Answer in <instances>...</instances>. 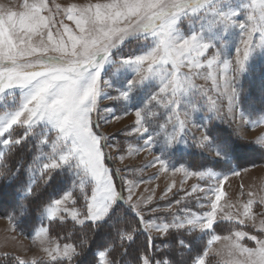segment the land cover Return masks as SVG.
<instances>
[{
	"label": "snow or ice",
	"instance_id": "1",
	"mask_svg": "<svg viewBox=\"0 0 264 264\" xmlns=\"http://www.w3.org/2000/svg\"><path fill=\"white\" fill-rule=\"evenodd\" d=\"M103 100L105 112L122 109L105 123L134 117L118 130L127 145L98 131ZM0 111V218L43 253L10 264H264V196L219 207L225 181L241 175L233 161L264 158V0L0 6ZM105 148L121 161L147 152L144 167L202 181L195 206L177 199L169 217L148 216L160 209L134 200L130 169L110 168ZM220 221L229 234H217ZM69 222L71 235L51 236Z\"/></svg>",
	"mask_w": 264,
	"mask_h": 264
},
{
	"label": "rangeland",
	"instance_id": "2",
	"mask_svg": "<svg viewBox=\"0 0 264 264\" xmlns=\"http://www.w3.org/2000/svg\"><path fill=\"white\" fill-rule=\"evenodd\" d=\"M31 2V0H29ZM47 2L52 6L53 12H55V5H60L61 7L65 6L68 3H77L83 4L87 2H95V0H47ZM23 4V0H0V6H12L14 9L18 8L19 5ZM62 17V13L55 17V20L59 22ZM65 24L74 28V25L68 21L66 18L63 19ZM197 86L210 87L211 82L204 81L203 79H197L195 81ZM258 83V81H257ZM245 87H247V81L245 82ZM8 103H11L9 100ZM113 102L108 100H103L99 107L100 112V131L104 135L114 134L111 140L112 144L116 145H127L130 138H127L123 132L118 131L123 127L124 124H129L134 120V117L129 115L124 117L123 122L112 120L110 123H105V118H110L112 115H119L122 111L119 107L115 109L114 112H105V106H111ZM0 114H3V111H0ZM97 119L96 115L93 114V120ZM222 128L227 127V125H221ZM195 132V129H192ZM261 131L260 128H255L249 130L245 139H251L256 136V134ZM198 134V133H197ZM136 145L133 144V147ZM105 152L108 154L110 159L107 161L108 166L115 169H123L127 166L130 171L122 173V175L127 176L129 179L133 180L136 183V187L133 189L134 200L138 198L146 199L147 197H152V206L160 209L154 215L161 219L167 218L169 216V207L171 212H176L178 205L175 204V200L179 199L182 202L187 201L191 205L190 194L193 187H199V184L195 185L194 182L196 178H184V182L181 183L182 174L173 175L172 172H163L158 171L157 168L151 166L144 167L148 165L149 162L153 159V156L147 152H139L138 154H130L128 151H123V160L121 161L118 158L116 149L114 148H105ZM177 160H170V166L176 164ZM247 171L241 169L240 176L230 175L228 180L225 181L223 190L225 191V197L222 198L220 206L222 208L223 215L224 213H235L237 207L242 203L246 202L249 199V191L253 192L255 195L253 199L258 200L260 196H264V164L247 167ZM192 180L194 182L192 183ZM117 186L118 181L116 180ZM200 183H203L202 181ZM211 183L215 184L213 180ZM122 184V182H121ZM174 184V186H173ZM190 187L186 192H182L181 195L176 199V190L183 191L186 188ZM168 188H171V191H168ZM78 191V190H77ZM125 197L128 195L126 189L123 190ZM194 194V193H193ZM193 198L196 200V195H193ZM194 200V206H195ZM229 205H235L229 207ZM198 212L203 211V209L196 208ZM242 211V208L240 209ZM259 205H254V211H258ZM226 222L227 221H220ZM257 223H259V217L257 218ZM47 222L43 226L47 227ZM248 231H255L252 227L251 222H246ZM154 236H158L157 233H152ZM227 235V234H226ZM55 238V237H53ZM2 256H11L21 257L31 261L34 257L39 259L43 256V253L40 251V245L37 241L32 238L25 237L18 232H12L11 226L9 225L6 219H0V257Z\"/></svg>",
	"mask_w": 264,
	"mask_h": 264
},
{
	"label": "trees",
	"instance_id": "3",
	"mask_svg": "<svg viewBox=\"0 0 264 264\" xmlns=\"http://www.w3.org/2000/svg\"><path fill=\"white\" fill-rule=\"evenodd\" d=\"M224 128H225V131H227V127H224ZM262 159H264V158H262L257 153L246 152V153L241 154L237 161H233V167H237V168L242 169L243 167H250L253 165L254 166L262 165V164H264V160H262ZM125 219L134 221L135 218L131 212H128ZM229 225H230V223L219 222L217 229H216L217 234H220V235L229 234L228 233ZM70 228H71L70 222H69L67 227H62V228H55L54 227L51 231V236L52 237H57V236L63 237L66 235H71V233L69 232ZM22 235L29 237L26 232ZM72 239H75V237L73 236ZM139 240L142 244H146V237L144 234L140 235ZM156 243H157V245H159V239H157ZM13 258L11 256H2V257H0V264H10V262L13 260Z\"/></svg>",
	"mask_w": 264,
	"mask_h": 264
},
{
	"label": "crops",
	"instance_id": "4",
	"mask_svg": "<svg viewBox=\"0 0 264 264\" xmlns=\"http://www.w3.org/2000/svg\"><path fill=\"white\" fill-rule=\"evenodd\" d=\"M194 182V180H192V183ZM194 184L195 185H197V184H199V185H201V184H203V183H200V182H198L197 180L194 182ZM189 189H191L190 187H188V188H186L185 190H183V191H180V189L179 190H176V199L179 197V195H181L182 194V192H186L187 193V191L189 190ZM193 195H197V193H191L190 194V199L193 197ZM190 206H194V205H190Z\"/></svg>",
	"mask_w": 264,
	"mask_h": 264
}]
</instances>
